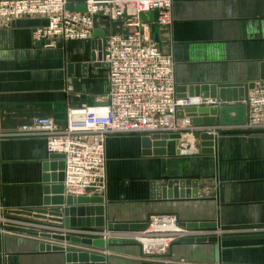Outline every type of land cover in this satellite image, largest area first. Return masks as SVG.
Returning <instances> with one entry per match:
<instances>
[{"label": "crops", "instance_id": "1", "mask_svg": "<svg viewBox=\"0 0 264 264\" xmlns=\"http://www.w3.org/2000/svg\"><path fill=\"white\" fill-rule=\"evenodd\" d=\"M66 1L81 7L85 0ZM171 15L168 27L158 26L154 13L143 15L142 20L146 36L172 57L176 86L259 83L264 0H172ZM45 25L43 18H20L0 28V214L36 209L62 212V207L42 205L44 198L51 201L59 196L54 192L42 196V187L53 185L44 177L57 175L56 167L50 166L59 163L47 159L45 140L3 135L39 117L64 127L69 108L95 106L106 94V81L103 89L99 83L94 91H85L84 80H96L91 41L43 47L34 33ZM241 119L245 121L246 112ZM141 139L109 136L105 190L78 197L103 198L100 218L105 228L110 222H146L158 214H173L182 223H216V229L223 231L220 236L215 233L218 262L214 246L208 243L177 242L157 260L144 257L137 244L106 243L102 252L73 243L63 246L105 256L106 264H264V134L223 135L213 155L191 156L176 152L171 141L155 148L165 150V156H144ZM46 163L49 168L44 171ZM154 179L196 180L199 199L150 201L149 183ZM98 207L88 203L72 210L81 211L78 217L91 225L99 218ZM253 228L260 231H249ZM127 239L114 240L131 241ZM40 244L45 241L0 229V264H64L60 253L40 251Z\"/></svg>", "mask_w": 264, "mask_h": 264}, {"label": "built area", "instance_id": "2", "mask_svg": "<svg viewBox=\"0 0 264 264\" xmlns=\"http://www.w3.org/2000/svg\"><path fill=\"white\" fill-rule=\"evenodd\" d=\"M69 6L66 0H0V28L20 18H43L46 25L34 33V39L46 48L61 42L91 41L94 31L104 32L101 61L95 62L105 66L106 76V94L99 104L69 108L64 127L39 117L3 135L43 139L48 154L62 155L65 196L105 190V141L109 136L178 135V152L191 156L200 154L201 134L212 137L214 143L223 135L264 134V84L260 83L248 91L246 119L241 125H194L186 116V108L214 107L220 101L177 97L172 57L145 34L142 17L147 13L155 14L158 26L171 25L172 0H85L83 11ZM215 233L220 236L223 231L193 228L173 214H158L148 217L143 230L123 232L106 227L103 237L128 238L144 257L157 260L177 242Z\"/></svg>", "mask_w": 264, "mask_h": 264}, {"label": "water", "instance_id": "3", "mask_svg": "<svg viewBox=\"0 0 264 264\" xmlns=\"http://www.w3.org/2000/svg\"><path fill=\"white\" fill-rule=\"evenodd\" d=\"M69 9H74L77 11H83L82 7H72L69 6ZM103 31H94L92 34L91 40V63L95 67H105L100 63L101 61V52H102V41L101 38L103 37ZM96 50V55H95ZM87 67V64L84 68ZM72 65L68 66V71L71 72ZM259 83L264 84V63L261 65V73L259 78ZM255 83L249 84H226V85H199V86H176V96L177 97H199V98H209V99H216L220 101L218 106L214 107H200V108H186L184 109V113L187 117H190L192 123L194 125H202V126H211L215 124L219 125H241L244 123V120L241 119V116L245 115L246 108L244 102L247 99L248 91L253 89ZM182 114L179 113L178 116ZM200 153L201 155H213L215 152V148L217 142L214 143L212 137L201 134L200 135ZM177 139L178 135H170L169 137L166 136H159L154 135L151 138L142 137L141 143L143 147V155L144 156H165V150L155 149L157 147H164L167 141H171L177 146ZM106 143V141H105ZM155 149V150H151ZM178 152V150H176ZM47 159L49 161H56L59 163L52 164L50 167H56L58 171L57 175H50L45 176L44 181L52 183L51 187L44 186L42 187V196H48L49 193L54 192L58 193L56 202L53 200H49L44 198L42 201L43 206H55V207H62V212L58 213V211H44V209H36L33 212H18V211H8V214L12 215H22L25 217H33V218H40L42 214L48 213L50 215H58L61 214L64 216V221L66 226L69 225V217L73 215H80L81 211L75 212L72 210L73 207L76 205H85V204H95L99 207L95 209L97 210H104L103 206V198H92L88 199L86 197H78V196H65L64 195V188L62 185L64 174V164H63V156L56 155V154H48ZM44 171H47L49 168V164H44ZM149 200L150 201H170V200H198L199 199V191H198V183L196 180H167L162 181L161 179H154L151 180L149 183ZM102 207V208H101ZM44 218V217H41ZM81 227H103L104 219L99 223L89 224V221L79 223ZM108 229L115 230V231H140L145 228V222H136V223H111L106 225ZM189 226L196 228H212L215 229L217 227L216 223H189ZM37 237V235H33ZM41 237H47V235H39ZM52 240L57 241L56 243H73L74 245L80 246H92L95 248L104 249V243H100V241H89V240H82L74 237L69 236H60V235H53L51 237ZM179 243H191V244H211L214 246V255H215V263L219 260V247H218V239L216 237H210L208 239L201 238V239H185L180 241ZM108 245H130L135 244L133 241H117V240H109L107 241ZM40 251H47V252H57L63 257L64 264H106V257L96 254H91L88 252L77 251L75 247H64L58 246L56 244L49 245V244H40L39 245Z\"/></svg>", "mask_w": 264, "mask_h": 264}, {"label": "rangeland", "instance_id": "4", "mask_svg": "<svg viewBox=\"0 0 264 264\" xmlns=\"http://www.w3.org/2000/svg\"><path fill=\"white\" fill-rule=\"evenodd\" d=\"M96 68H97L96 77H95L96 80L93 81L92 77H89V78H86V80H84L83 82L85 84V91H94L95 89H97V86L99 85V83L102 89L105 86V81H106L105 73L103 70L100 69V67H96ZM103 96H105L104 93L102 95V98ZM77 206L78 205H76L75 207ZM44 211L50 212L47 209H44ZM40 216L44 218L40 217L39 218L40 221L36 222L33 218L31 219L30 218H20L12 214H8V215L0 214V229L6 231V233L9 232L13 235L29 236V237H34L33 235H37V237H34V238H40L41 240L45 241V244H49V245L56 244L58 246H63L64 243L59 244V243H56L57 241L51 239L53 235H56V236L60 235L62 237L69 236V237H74V238H78L82 240L85 239V240H91V241H100V243H104V247L107 246L106 243L109 240H106L103 237V233L105 231L104 226L103 227H94V226L81 227L79 223H81L82 220L76 214L69 217L70 223L67 226L65 224L64 216L62 214L61 216H58V215H50L48 213H45ZM205 229L212 230V228H205ZM88 231H90L91 233H95L96 235H89L87 234L89 233ZM41 234L47 235V237L39 236ZM210 237H216L217 239V236H213V235L200 236L197 239H201V238L208 239ZM89 248L91 249V246ZM104 249L97 248V250L101 252Z\"/></svg>", "mask_w": 264, "mask_h": 264}, {"label": "bare ground", "instance_id": "5", "mask_svg": "<svg viewBox=\"0 0 264 264\" xmlns=\"http://www.w3.org/2000/svg\"><path fill=\"white\" fill-rule=\"evenodd\" d=\"M57 199H60V198H57V197H54L52 200L54 201V202H56L57 201ZM96 212V214L99 216V218L95 221L96 223H99V222H101L102 220H103V218L101 219L100 217H101V215H102V210H97V211H95ZM81 215V214H80ZM80 218V217H79ZM123 232H126V231H123ZM123 241H125V240H123ZM105 248V247H104Z\"/></svg>", "mask_w": 264, "mask_h": 264}]
</instances>
